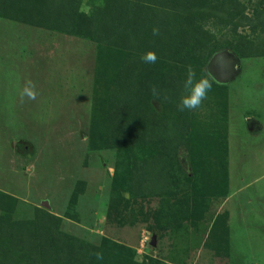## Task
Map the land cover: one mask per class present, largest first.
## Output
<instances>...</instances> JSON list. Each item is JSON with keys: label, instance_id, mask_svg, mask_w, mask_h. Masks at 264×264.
<instances>
[{"label": "rangeland", "instance_id": "1", "mask_svg": "<svg viewBox=\"0 0 264 264\" xmlns=\"http://www.w3.org/2000/svg\"><path fill=\"white\" fill-rule=\"evenodd\" d=\"M122 1L143 29L120 45L136 59L130 78L109 77L133 79L124 109L108 110L114 117L94 102L95 42L0 18V191L16 198L0 211L35 226L33 250L54 239L61 249L45 252L46 264H264V44L239 10L210 8L202 20L197 0ZM237 2L243 16L264 7ZM96 3L80 0L75 17ZM178 11L183 22L190 16L187 33L210 30L206 41L170 33L169 43L156 39L165 53L144 63L149 30ZM189 65L197 78L211 72L217 80L198 109L180 111ZM162 69L182 77L181 94L161 84ZM28 79L39 94L21 102ZM216 129L223 149L211 144ZM43 209L51 216L41 217Z\"/></svg>", "mask_w": 264, "mask_h": 264}, {"label": "trees", "instance_id": "2", "mask_svg": "<svg viewBox=\"0 0 264 264\" xmlns=\"http://www.w3.org/2000/svg\"><path fill=\"white\" fill-rule=\"evenodd\" d=\"M174 1L178 5L184 2V0ZM79 3L80 0H0V18L11 19L35 27L61 28L63 31L68 30L79 35H85L89 40L95 42L98 48V72L100 76L96 78L99 93L94 94V102L100 110H103L105 117L109 116V114H112L114 117L116 116L115 113L109 112L108 110L116 112L124 109L125 100L127 97L129 99V93L133 87V84H131L133 79L125 80L124 77H121L122 79L113 80L109 77L117 78L122 75L127 76L129 75L128 72L132 68L134 69L133 62H135L136 59L127 50H122L123 48L120 45H126L124 42H126L128 38L132 39L133 34L141 35L140 30L143 29V26H140L136 14L134 12L132 13L122 0H114V2L113 0H100V4H92L89 14L80 13L79 15H82L81 18H76L75 14L77 13L74 14V11L76 12L75 7ZM227 3H229L228 6L224 7ZM238 4L237 0H197L194 7L198 6L199 12L195 15H198L199 18L201 16V19L204 20V18L207 19L208 16H212L213 13L210 8L216 11L221 9L226 15L228 14V10L234 11V14L239 10L242 14L240 20L243 23L247 22L248 24L244 25H250L251 30H253L252 32L257 34V40L264 44V7L256 9L253 16H243L244 7L242 6L239 8ZM139 19H145L144 14H141ZM183 19L184 16L178 11L175 16L172 19H168L166 23L159 25L153 24V28H159L160 35L155 36L153 35V29L149 30L150 36L147 40L148 43H145V47L149 50L165 53L164 46L156 43V39L158 38L169 43L167 35L170 33L173 36L177 35L180 39H188L189 44L191 41L195 40L201 41L203 44L207 36L203 33L209 34L210 30L206 31L203 27L201 28V26H199L197 30L192 29V33H187L186 29H189V26H191L189 22L190 16L184 22ZM186 21L187 23H185ZM228 21L231 22V19L228 20L225 18V20H220V23L223 24ZM186 24L187 26L189 24V26L187 27ZM139 42H141V40ZM166 59L167 57L163 59L164 64H167ZM161 73L166 75L165 80H160L161 84L167 86V88H171L167 89V91L181 94L180 82L182 77L172 75L171 72L165 69H162ZM130 76H127V78H130ZM147 109H150V105L147 106ZM111 123H113L112 120ZM157 126H159V124H157ZM165 126L166 123L161 125L160 128L163 129ZM167 126L169 128V133H173L171 130L173 127L170 126L169 122ZM174 128H176V126ZM142 131H145V129ZM157 131L158 128L156 133ZM219 132L220 131L216 129V131L212 133L214 139L211 144L218 141L219 149H223L227 145V140L225 134L219 135ZM105 143L108 142L105 141ZM211 177H209L210 180ZM219 183L222 185L227 184L225 175L223 181ZM196 184L203 188L207 187L204 180L197 181ZM195 190L197 189L194 188L193 192H195ZM15 199L14 196L0 191V209L4 210L9 208L8 210H10V208L14 206ZM42 216L50 217L51 214L43 209L41 217ZM34 229L35 226L33 228L31 224L29 225L24 221H14L9 213L4 215L2 211H0V264H46L48 260L45 252L48 251V254L51 253L54 255L58 249H61L50 236V241L46 248L39 251L36 249L33 250V248H36L35 240L39 237V234L37 235ZM36 253H40L41 255L37 256ZM118 261V264H122L123 261L126 260L122 261L121 259Z\"/></svg>", "mask_w": 264, "mask_h": 264}, {"label": "clouds", "instance_id": "3", "mask_svg": "<svg viewBox=\"0 0 264 264\" xmlns=\"http://www.w3.org/2000/svg\"><path fill=\"white\" fill-rule=\"evenodd\" d=\"M153 35H160L159 28H153ZM141 60L144 63L154 64L157 61V55L154 50H148L144 55L141 56ZM211 77V79L209 78ZM217 80L216 77L208 72V76H201L197 78V73L195 69L189 65L187 67L186 77L183 82L184 93L179 100L177 105L178 110H193L198 109L203 101L207 99L208 93L212 90L213 84L212 81ZM153 97H158L159 93L155 86L151 89ZM38 90L36 87V83L31 79L25 80L23 86L19 88L18 95L23 102L25 99L27 100H35L38 96ZM130 195V194H126ZM97 260H102V253H95Z\"/></svg>", "mask_w": 264, "mask_h": 264}, {"label": "crops", "instance_id": "4", "mask_svg": "<svg viewBox=\"0 0 264 264\" xmlns=\"http://www.w3.org/2000/svg\"><path fill=\"white\" fill-rule=\"evenodd\" d=\"M257 178H258V177L254 176L253 179H250V181H253V182H254V181H257V180H256ZM229 181H230V180H229ZM253 182H252V183H253ZM228 183H229V182H228ZM251 202H252V200H251ZM251 204H252V203H251Z\"/></svg>", "mask_w": 264, "mask_h": 264}, {"label": "water", "instance_id": "5", "mask_svg": "<svg viewBox=\"0 0 264 264\" xmlns=\"http://www.w3.org/2000/svg\"><path fill=\"white\" fill-rule=\"evenodd\" d=\"M45 205V204H44ZM46 206H47V204H46Z\"/></svg>", "mask_w": 264, "mask_h": 264}]
</instances>
